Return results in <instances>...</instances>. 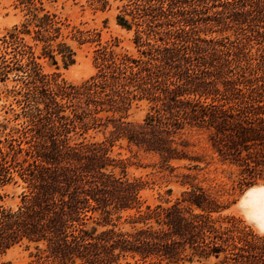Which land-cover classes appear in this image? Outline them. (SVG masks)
<instances>
[{"label":"trees","instance_id":"16d2710c","mask_svg":"<svg viewBox=\"0 0 264 264\" xmlns=\"http://www.w3.org/2000/svg\"><path fill=\"white\" fill-rule=\"evenodd\" d=\"M19 2L25 18L0 35V99L12 113L0 119V184L23 191L15 207L0 193V254L25 243L42 264H264V236L221 215L225 184L199 178L210 162L194 149L202 136L233 191L264 182V0H93L119 3L136 54L98 41L96 71L79 83L41 59L67 67L70 40L99 34L65 33L42 0ZM118 140L157 158L179 195L147 203L144 181L113 171L126 164L110 155Z\"/></svg>","mask_w":264,"mask_h":264},{"label":"rangeland","instance_id":"374dc122","mask_svg":"<svg viewBox=\"0 0 264 264\" xmlns=\"http://www.w3.org/2000/svg\"><path fill=\"white\" fill-rule=\"evenodd\" d=\"M40 6L36 3V7ZM45 10L57 13L62 18L67 20L69 27L65 29V33L69 32L72 27L78 28L82 31H91L98 33V36L93 37L92 41L79 43L77 40H70V43L75 51L74 63L65 67L61 60L58 64L52 63L50 59L43 58L41 63L43 68L48 73H58L60 78L67 82L79 83L96 71L94 64V49L98 41L102 45L111 46L116 51H128L136 54L134 47L133 29L127 30L117 23L116 15L119 12V3L110 2L107 6L102 8L93 0H42L41 5ZM27 8L19 2V0H0V35L10 30L15 24L19 23L25 18ZM98 39V40H96ZM40 49H37V52ZM8 86L12 81L7 82ZM3 86L0 85V90ZM2 95V94H1ZM9 99L6 100L4 96L0 99V119L12 117V113L7 110ZM147 109L145 102L138 106H133L131 109L130 118L133 120H140ZM14 123L11 122L10 125ZM96 138L101 139V133L93 134ZM194 137V136H193ZM197 142L194 148L198 153L202 154L210 164L200 172L199 178L203 176L209 182L210 179H215L217 182L225 184L224 188L227 190L224 197L231 201L227 209L221 215H234L239 217L244 224L251 227L257 234L264 236V227L249 215L252 205L249 201L242 203L241 199L245 191L239 193L230 189L231 178L228 171H223L224 166L217 160L215 155L208 148L202 136H195ZM110 155L117 160L125 161V168L117 164L113 171L121 174L122 171L130 178H139L145 182V186L141 192L143 198L149 204H156L165 200L173 201L181 192L183 187L177 184L175 177L169 174L168 170L161 166L157 158L150 154H145L134 147H128L126 142L118 140L113 143L110 148ZM264 186V182H260L252 187ZM251 188V187H250ZM168 189L171 192L168 193ZM249 189V188H248ZM247 189V190H248ZM23 187L20 182H10L4 185L0 184V193L2 195V203L7 206L15 207L20 201V195ZM260 199L262 198L259 197ZM257 212V208L253 207ZM89 225H94L91 221ZM126 225V224H122ZM98 229L101 226H97ZM214 259L200 260L196 257L186 259L180 264H213ZM0 264H42L37 256L36 250L32 245L27 246L25 243L16 244L5 252L0 254Z\"/></svg>","mask_w":264,"mask_h":264},{"label":"bare ground","instance_id":"6f19581e","mask_svg":"<svg viewBox=\"0 0 264 264\" xmlns=\"http://www.w3.org/2000/svg\"><path fill=\"white\" fill-rule=\"evenodd\" d=\"M262 198L260 199L259 197ZM242 203L250 202L252 205L249 215L258 221L264 227V186L251 187L245 191L244 196L241 199ZM253 207L257 208V212L253 210Z\"/></svg>","mask_w":264,"mask_h":264}]
</instances>
